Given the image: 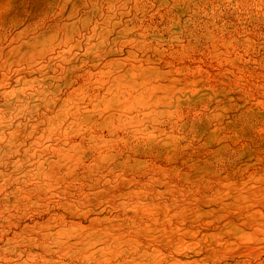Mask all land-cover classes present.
I'll return each instance as SVG.
<instances>
[{
    "label": "rangeland",
    "instance_id": "1",
    "mask_svg": "<svg viewBox=\"0 0 264 264\" xmlns=\"http://www.w3.org/2000/svg\"><path fill=\"white\" fill-rule=\"evenodd\" d=\"M0 264H264V0H0Z\"/></svg>",
    "mask_w": 264,
    "mask_h": 264
}]
</instances>
